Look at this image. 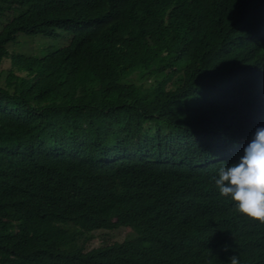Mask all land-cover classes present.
Masks as SVG:
<instances>
[{
	"label": "trees",
	"instance_id": "obj_1",
	"mask_svg": "<svg viewBox=\"0 0 264 264\" xmlns=\"http://www.w3.org/2000/svg\"><path fill=\"white\" fill-rule=\"evenodd\" d=\"M0 16V264H264V221L213 180L264 127V0H0ZM19 34L66 43L11 57Z\"/></svg>",
	"mask_w": 264,
	"mask_h": 264
},
{
	"label": "clouds",
	"instance_id": "obj_2",
	"mask_svg": "<svg viewBox=\"0 0 264 264\" xmlns=\"http://www.w3.org/2000/svg\"><path fill=\"white\" fill-rule=\"evenodd\" d=\"M215 186L229 199L235 212L264 221V127H257L237 163L221 166ZM230 264H239L237 257Z\"/></svg>",
	"mask_w": 264,
	"mask_h": 264
},
{
	"label": "rangeland",
	"instance_id": "obj_3",
	"mask_svg": "<svg viewBox=\"0 0 264 264\" xmlns=\"http://www.w3.org/2000/svg\"><path fill=\"white\" fill-rule=\"evenodd\" d=\"M7 21V17L0 16V29ZM66 43V38L59 36L57 38H47L41 35L28 36L19 34L16 41L7 45L8 55L31 57L41 59L47 54V51L56 49ZM10 63H4L1 70L3 76L0 80V88L6 87L7 74L10 70ZM134 232L130 229L120 228L112 231H95L85 233L82 237L77 239L76 245L82 248L85 252H90L95 249L112 246L114 243H122L132 237Z\"/></svg>",
	"mask_w": 264,
	"mask_h": 264
}]
</instances>
